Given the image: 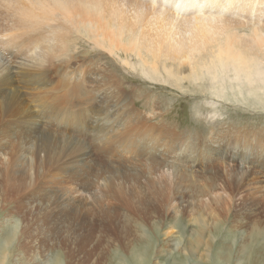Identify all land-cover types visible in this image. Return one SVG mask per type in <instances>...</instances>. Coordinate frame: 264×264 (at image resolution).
<instances>
[{
	"label": "rangeland",
	"instance_id": "obj_1",
	"mask_svg": "<svg viewBox=\"0 0 264 264\" xmlns=\"http://www.w3.org/2000/svg\"><path fill=\"white\" fill-rule=\"evenodd\" d=\"M92 50L78 80L14 74L32 117L0 114V264H264V77Z\"/></svg>",
	"mask_w": 264,
	"mask_h": 264
},
{
	"label": "bare ground",
	"instance_id": "obj_2",
	"mask_svg": "<svg viewBox=\"0 0 264 264\" xmlns=\"http://www.w3.org/2000/svg\"><path fill=\"white\" fill-rule=\"evenodd\" d=\"M262 1L0 0V96L8 94L7 98L2 96L7 100L3 98L5 101L0 103V114L7 110L18 112L24 122L32 117L31 111L26 110L28 107L19 110L17 101L22 102L19 91L24 88L21 91L22 87H17L15 75L29 86L33 81H44L52 67H59L56 73H63L68 81L78 80L83 75L75 67H80L78 60L94 63L96 53L92 49L97 46L110 54L119 52L118 57L123 53L122 62L127 65L131 64L127 57L133 54L150 78L160 74L162 68L166 70L169 62L172 69L166 71L172 77L176 76L174 66L179 69L187 66L192 80L201 76L216 79L223 72L236 81L246 79L251 83L263 79L264 22L258 16H264V12L257 9ZM86 43L91 50L83 49ZM12 56L17 58L11 60ZM65 81L63 84H67ZM33 91L36 92V87ZM24 110L27 120L20 113ZM34 122L42 121L35 117Z\"/></svg>",
	"mask_w": 264,
	"mask_h": 264
}]
</instances>
